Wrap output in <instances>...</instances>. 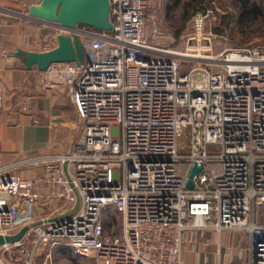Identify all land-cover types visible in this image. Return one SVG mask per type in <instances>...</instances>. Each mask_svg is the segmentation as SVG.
<instances>
[{
    "label": "built area",
    "instance_id": "2783aa9c",
    "mask_svg": "<svg viewBox=\"0 0 264 264\" xmlns=\"http://www.w3.org/2000/svg\"><path fill=\"white\" fill-rule=\"evenodd\" d=\"M20 1L27 11L41 0ZM111 4L112 31L77 30L91 50L85 64L44 71L74 102L73 150L0 164V235L17 232L27 204L48 219L74 206L76 189L79 207L0 251L27 252L28 240L36 251L21 264H35L39 246L61 242L110 264H184L186 232L238 230L249 236V264H264V48L201 54L213 46L203 34L209 11L193 16L198 48L187 50L198 53L166 48L146 27L151 0ZM195 165L203 169L189 189Z\"/></svg>",
    "mask_w": 264,
    "mask_h": 264
},
{
    "label": "crops",
    "instance_id": "0c3cea01",
    "mask_svg": "<svg viewBox=\"0 0 264 264\" xmlns=\"http://www.w3.org/2000/svg\"><path fill=\"white\" fill-rule=\"evenodd\" d=\"M2 1L7 6L3 12L25 10L20 0ZM55 27L59 33L60 28ZM12 52L7 51L8 54ZM5 55L0 68V91L7 113L0 116V164L71 152L80 127L69 90L48 86L44 71L36 67L28 69L18 56L8 59ZM24 174L28 176L29 171ZM34 208L32 204L23 207L22 213L32 219L21 227L46 216L34 218L35 215H30ZM208 232L188 237L190 245L185 247L184 264H249V236L246 233L238 230L224 231L220 235L211 230ZM59 250L69 259L79 260L72 249L61 242L48 243L38 247L35 264H53V253Z\"/></svg>",
    "mask_w": 264,
    "mask_h": 264
},
{
    "label": "rangeland",
    "instance_id": "374dc122",
    "mask_svg": "<svg viewBox=\"0 0 264 264\" xmlns=\"http://www.w3.org/2000/svg\"><path fill=\"white\" fill-rule=\"evenodd\" d=\"M207 2L204 9L201 10V13H207L209 11V15L204 19L203 34L206 36L211 35L213 46L209 52L201 50V54L217 55L226 54L232 49L264 47V28L258 24V18L254 19L252 24L238 26L234 18L238 16L239 6H237L238 4L234 0H207ZM166 3V0H151L153 7L150 10V17L146 21L148 31L158 29L161 35L159 42L163 47L172 48L181 52L198 53L196 50H187V47L191 45L193 49L198 48L197 40L189 39L195 35V28L193 26V16L195 14H189L185 19L182 17L184 7H181V3L176 4V6L171 4L172 7L167 9L165 8ZM1 6L7 8L3 4V1L1 2ZM27 11L12 9L9 13L0 12V68L5 55L4 51L6 52L5 56L11 59L9 58V54L11 53L8 54V50L15 52L16 49L22 48L26 50L45 51L57 45V28L53 25L39 22L35 23L24 18L23 16L27 14ZM201 43L204 46L208 44V41L202 40ZM88 56H91L89 47H87ZM3 113L6 114V110H3ZM210 150L215 151L214 148H210ZM38 215L42 216L44 213L37 212L34 218ZM28 219H32V217L28 218L25 214H21L17 223L18 230L21 227L19 225L24 224ZM257 219L264 222V207L259 210ZM191 232L201 233L202 231ZM209 232L203 231L204 234H209ZM188 242L190 240L185 236L183 257L186 245H190ZM23 249H26L27 252H20V249H14L16 251L12 253H5L3 250L0 251V262L3 264H21L28 260L27 254L29 251H36L28 240L25 241ZM53 255H55L53 264H110L107 260L98 261L97 257L71 260L62 250L54 251Z\"/></svg>",
    "mask_w": 264,
    "mask_h": 264
},
{
    "label": "water",
    "instance_id": "95a60500",
    "mask_svg": "<svg viewBox=\"0 0 264 264\" xmlns=\"http://www.w3.org/2000/svg\"><path fill=\"white\" fill-rule=\"evenodd\" d=\"M111 8V0H41L33 3L23 17L59 27L61 32L57 35V45L45 51H28L19 48L9 54V58L14 59L18 56L26 68L36 67L40 71H46L54 63L73 62L77 66H82L87 60V50L77 30L80 26H88L102 32L112 31ZM63 167L68 176L66 164ZM202 169V166L192 167L186 182L187 188H194V177ZM74 190L76 202L70 210L48 219L31 221L16 233L0 235V246L22 240L29 230L43 223L70 217L80 204V197L76 189Z\"/></svg>",
    "mask_w": 264,
    "mask_h": 264
},
{
    "label": "trees",
    "instance_id": "16d2710c",
    "mask_svg": "<svg viewBox=\"0 0 264 264\" xmlns=\"http://www.w3.org/2000/svg\"><path fill=\"white\" fill-rule=\"evenodd\" d=\"M182 1V2H180ZM239 6L238 16L234 18V21L238 26L243 24H252L254 19L258 18V24L264 28V0H234ZM165 8H171L172 5L181 3V7H184L182 17L186 19L189 14L193 15L204 9L207 0H166ZM208 3V2H207ZM170 10V9H169ZM205 11V10H204ZM88 27V26H85ZM91 28V27H88ZM92 29V28H91ZM263 47V46H262ZM264 48V47H263ZM200 232H186V236L202 234ZM204 234V233H203Z\"/></svg>",
    "mask_w": 264,
    "mask_h": 264
}]
</instances>
